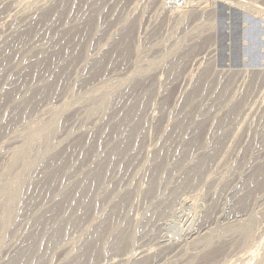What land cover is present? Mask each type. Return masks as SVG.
Returning a JSON list of instances; mask_svg holds the SVG:
<instances>
[{"label":"rangeland","instance_id":"obj_1","mask_svg":"<svg viewBox=\"0 0 264 264\" xmlns=\"http://www.w3.org/2000/svg\"><path fill=\"white\" fill-rule=\"evenodd\" d=\"M172 2L0 0V264L102 167L38 264H264V0Z\"/></svg>","mask_w":264,"mask_h":264},{"label":"bare ground","instance_id":"obj_2","mask_svg":"<svg viewBox=\"0 0 264 264\" xmlns=\"http://www.w3.org/2000/svg\"><path fill=\"white\" fill-rule=\"evenodd\" d=\"M172 2V0H171ZM172 3L176 4V1H173ZM179 9L180 6H176L174 7V9ZM18 9V8H17ZM175 11V10H174ZM22 12V11H21ZM11 15V14H10ZM2 27V26H1ZM4 67V66H3ZM35 81V80H34ZM129 81V80H128ZM34 83V82H33ZM40 83V82H39ZM36 84V83H35ZM33 86V85H32ZM25 87V86H24ZM32 88V87H30ZM26 91H27V87H26ZM30 91V90H29ZM26 93V92H25ZM28 93V92H27ZM26 95V94H25ZM87 96V95H86ZM94 98V97H93ZM67 109V108H66ZM38 113V112H37ZM35 116V115H34ZM240 119V118H239ZM38 128V127H37ZM42 128V126L40 127ZM46 129V128H45ZM49 130H50V126H49ZM124 130V129H123ZM27 131V130H26ZM41 131V129H40ZM39 131V132H40ZM45 131V130H44ZM120 132L117 131L116 133ZM46 133V132H45ZM48 133V132H47ZM50 133V131H49ZM53 134V133H52ZM41 135V134H40ZM44 135V134H43ZM118 135V134H117ZM45 137V136H44ZM47 137V136H46ZM125 139H122L116 146L115 149H117V151L121 150L123 148V146L125 145ZM29 144V143H28ZM113 150V149H112ZM17 152V151H16ZM20 153V152H19ZM19 155V154H18ZM13 156V155H12ZM22 156V155H20ZM18 158V157H17ZM16 158V159H17ZM20 159V157H19ZM15 160V158H14ZM264 160V159H263ZM21 161V160H20ZM35 161H37V159H35ZM98 162V161H97ZM218 162V161H217ZM216 162V163H217ZM34 163V162H33ZM38 163V162H37ZM95 163V162H94ZM262 163V162H261ZM260 164V163H258ZM147 165V164H146ZM7 167V166H6ZM12 167V166H10ZM263 168V167H262ZM93 169V168H92ZM258 169V168H257ZM260 169V168H259ZM7 170V169H6ZM8 172V171H7ZM103 172V167L100 169V171H98L97 173L94 171L92 173H87L86 176L82 177L80 180L82 182V192L79 195V199H80V203H81V208L76 210V211H72L70 209V203L72 201V197L68 196L65 199L61 198L60 203L58 204V208H60V211L58 212V214H54L56 210L54 211H46L43 216H41L35 223L34 228L27 240V242L24 244V246H22L21 249H19L17 251V254L15 255V257L9 261L7 264H38L40 262V260H42V258H44V255L40 254V251L42 250L43 246H51L53 245V242L61 235V233L64 234L63 231H65L64 229L66 227H68L69 225H73V223H77L76 219L79 217V213L82 214L85 212L83 211L84 208L89 204L90 200L92 199L93 195H95V191L97 190L96 188L99 186V184L102 182V178H104V176L101 175V173ZM5 174V173H4ZM53 174V173H52ZM49 175L44 179H41L37 182L36 187H38L39 192L40 191H47L46 194L50 193L51 191L48 189L51 186V183L55 180V175L52 176ZM7 175V174H6ZM52 176V177H51ZM207 176V175H206ZM4 177V176H3ZM79 177V176H78ZM203 177V176H202ZM8 178V177H6ZM31 178V177H30ZM5 179V178H4ZM46 179V180H45ZM6 180V179H5ZM3 181V180H2ZM7 181V180H6ZM12 181V180H11ZM14 181V180H13ZM16 181V180H15ZM1 183V182H0ZM4 183V182H3ZM8 183V182H7ZM13 184V183H12ZM18 184V183H17ZM1 185V184H0ZM10 185V184H9ZM5 186V185H4ZM3 186V187H4ZM102 186V185H101ZM2 187V189H3ZM11 187V186H10ZM23 187V186H22ZM58 187V186H57ZM16 188V187H15ZM18 188V187H17ZM34 188V187H33ZM54 188V187H53ZM61 188V187H60ZM100 188V187H99ZM8 189V188H7ZM63 189V188H62ZM61 189V190H62ZM14 190V189H13ZM12 190V191H13ZM18 190V189H17ZM20 190V189H19ZM32 190V189H31ZM5 191V190H4ZM11 191V192H12ZM64 191V190H63ZM66 191V190H65ZM64 191V192H65ZM10 192V191H9ZM38 192V193H39ZM100 192V191H99ZM8 193V192H7ZM13 193V192H12ZM44 193V192H43ZM10 194V193H9ZM45 194V195H46ZM97 194V193H96ZM39 195V194H38ZM63 195H66L63 193ZM7 199V198H6ZM8 201V200H6ZM128 201V200H127ZM1 204V203H0ZM9 204V201L8 203ZM8 207V206H7ZM97 208V207H96ZM86 209V208H85ZM117 210H114V212H116ZM114 212L110 213V215L107 217L106 221L104 222L103 225L99 226L98 228H96V231L91 235V237L89 238L91 243H90V247L89 249L84 250L83 252L81 251V253L74 257L73 260L71 261L72 263H78L79 261H82V259L88 257L89 259H92L93 257L96 258L95 256L98 255V251H97V245L98 243L100 244L102 240V237L100 239V234L102 232V229L104 227L110 228L112 226H114L117 221L116 219H114ZM87 213V212H86ZM5 215V214H4ZM7 215V214H6ZM59 215V217H57V219H54L56 216ZM9 216V215H8ZM95 216V215H94ZM3 219V218H2ZM59 220H63L60 221L61 222V226L57 225ZM83 220V219H82ZM6 221V220H5ZM4 221V222H5ZM57 221V222H56ZM7 222V221H6ZM57 223L55 226L54 224ZM121 222V221H120ZM2 223V222H1ZM54 223V224H53ZM120 223H118L119 225ZM80 225V224H79ZM117 225V227H118ZM76 226V225H75ZM95 226V225H94ZM123 226V225H122ZM116 227V229H118ZM70 228V226H69ZM80 228V227H79ZM93 228V227H92ZM123 228V227H122ZM121 228V229H122ZM117 230L115 234L110 233L109 235H111L110 239L107 243L108 246L113 248V250H119V248L122 245V242L125 239H127V234L125 232V230ZM85 230V229H84ZM115 230V228H114ZM112 231V230H111ZM107 232V230H106ZM109 232V231H108ZM114 233V232H113ZM103 236H105L104 234H102ZM129 236V235H128ZM62 238V237H61ZM104 239V238H103ZM100 241V242H99ZM127 241V240H126ZM57 242V241H56ZM76 242V241H75ZM102 243V242H101ZM124 243V242H123ZM106 243H104L105 245ZM111 245V246H110ZM106 246V245H105ZM108 247V248H109ZM100 249V247H98ZM111 248V249H112ZM205 248V247H204ZM105 249V247H104ZM121 249V248H120ZM182 249V248H181ZM106 250V249H105ZM109 250V249H108ZM52 251V250H51ZM102 251V250H101ZM104 251V250H103ZM112 252V251H111ZM120 252V251H119ZM117 252V254L119 253ZM110 253V252H109ZM113 253V252H112ZM111 253V254H112ZM121 253V252H120ZM40 254V256H38ZM100 254V253H99ZM116 255V253L114 254V256ZM121 255V254H120ZM43 256V257H41ZM117 256V255H116ZM119 256V254H118ZM115 259V258H114ZM85 260V259H84ZM44 261V260H43ZM93 261V260H92ZM91 261V262H92ZM123 261V260H122ZM85 262V261H83ZM88 262V260L86 261ZM85 262V264H86ZM70 263V262H69ZM95 263V262H94ZM5 264V263H4ZM45 264V263H44ZM56 264V263H55ZM80 264H82L80 262ZM84 264V263H83ZM89 264H91L89 262ZM113 264V263H112Z\"/></svg>","mask_w":264,"mask_h":264}]
</instances>
